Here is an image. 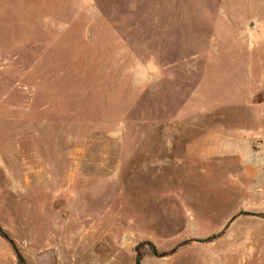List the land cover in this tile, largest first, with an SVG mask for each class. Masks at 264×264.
<instances>
[{"label":"rangeland","instance_id":"1","mask_svg":"<svg viewBox=\"0 0 264 264\" xmlns=\"http://www.w3.org/2000/svg\"><path fill=\"white\" fill-rule=\"evenodd\" d=\"M0 264H264V0H0Z\"/></svg>","mask_w":264,"mask_h":264},{"label":"water","instance_id":"2","mask_svg":"<svg viewBox=\"0 0 264 264\" xmlns=\"http://www.w3.org/2000/svg\"><path fill=\"white\" fill-rule=\"evenodd\" d=\"M140 262V260H138V263Z\"/></svg>","mask_w":264,"mask_h":264}]
</instances>
